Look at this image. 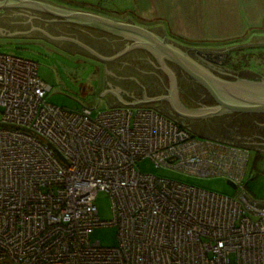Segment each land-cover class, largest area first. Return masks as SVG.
<instances>
[{
	"label": "built area",
	"instance_id": "built-area-1",
	"mask_svg": "<svg viewBox=\"0 0 264 264\" xmlns=\"http://www.w3.org/2000/svg\"><path fill=\"white\" fill-rule=\"evenodd\" d=\"M37 63L0 53V264H264V214L141 171L148 160L246 193L249 149L195 135L152 106L71 110ZM112 218L98 217V192ZM116 228V243L92 234Z\"/></svg>",
	"mask_w": 264,
	"mask_h": 264
},
{
	"label": "water",
	"instance_id": "water-1",
	"mask_svg": "<svg viewBox=\"0 0 264 264\" xmlns=\"http://www.w3.org/2000/svg\"><path fill=\"white\" fill-rule=\"evenodd\" d=\"M0 10H4L0 12V36L42 37L70 53L74 51L81 53L78 48L72 46L75 43L102 62H111L134 48H142L153 53L161 63V67L170 74L171 86L167 91L156 95V93H152L149 84V86H145L139 81L142 78H147L149 73L152 74L148 70H137L141 74L138 77L135 70H121L114 65L104 66V91L99 96L106 99L109 107L149 105L186 128L188 124L180 121L179 118L199 122L228 113L264 114V78L255 71L247 68L241 69L253 72L260 79L236 77V80H229L220 77L204 67L189 53L192 50L199 54L202 49L183 47L175 41L167 39L164 35H159L154 30L131 20H117L98 13L56 5L44 0H0ZM20 11L35 12L36 15L26 18ZM43 15H46L47 18H43ZM44 22L64 23L82 29H90L96 33V38L98 37V40L94 39L95 41L91 42L95 46L105 43L110 52L95 50L77 37L71 36L73 31L70 28L61 27L68 33L63 35L54 30L56 29L54 28L55 25L47 27ZM125 41H129L130 44L112 55L120 43ZM248 45H264V42L235 45L224 50ZM207 51L213 52L214 50ZM109 54L110 56H107ZM165 60L173 63L185 75L200 85L212 98L214 104L200 108L184 105L176 91L174 74L166 65ZM120 78L133 80L135 84H140L142 89L139 86L122 87L116 82ZM163 103L166 104L164 105L167 107V111L162 108ZM193 132L198 134L195 130ZM227 184L232 188L235 187L230 181H227ZM238 198L252 214H264V203H255L252 206V201H247L244 194L239 195Z\"/></svg>",
	"mask_w": 264,
	"mask_h": 264
},
{
	"label": "rangeland",
	"instance_id": "rangeland-1",
	"mask_svg": "<svg viewBox=\"0 0 264 264\" xmlns=\"http://www.w3.org/2000/svg\"><path fill=\"white\" fill-rule=\"evenodd\" d=\"M58 5H81L79 0H49ZM79 1V2H77ZM3 12V11H2ZM0 53H9L31 59L37 63L38 76L50 85L47 101L58 107L80 110L88 107L93 111L106 108V99L99 96L104 87L102 65L84 58L79 52L70 53L42 37L0 36ZM235 65L251 69L264 78V55L238 53ZM245 171L246 193L254 200L264 201V157L249 150ZM143 172L154 173L216 193L238 198V190L227 184L222 176L197 177L168 168H155L148 160L136 163ZM98 217L102 221L112 218L111 202L107 192L100 191L95 200ZM94 239L103 246L116 243V228L101 227L94 230Z\"/></svg>",
	"mask_w": 264,
	"mask_h": 264
},
{
	"label": "crops",
	"instance_id": "crops-1",
	"mask_svg": "<svg viewBox=\"0 0 264 264\" xmlns=\"http://www.w3.org/2000/svg\"><path fill=\"white\" fill-rule=\"evenodd\" d=\"M79 1L82 6H61L94 12L117 20H131L183 47L227 52L234 65L238 62L236 57L240 52L242 55H264V45L224 50L235 45L264 42V0ZM102 67L100 72L104 73V66ZM234 68L242 69L236 65ZM101 89L104 91V87ZM106 108H109L108 103Z\"/></svg>",
	"mask_w": 264,
	"mask_h": 264
},
{
	"label": "flooded vegetation",
	"instance_id": "flooded-vegetation-1",
	"mask_svg": "<svg viewBox=\"0 0 264 264\" xmlns=\"http://www.w3.org/2000/svg\"><path fill=\"white\" fill-rule=\"evenodd\" d=\"M21 13H23L22 15L26 18H29V16L36 15L35 12L28 11H23ZM42 17L47 18L46 15H43ZM45 24L47 27L55 25L54 28L56 29L54 30L58 33H62L63 35H67L68 33L62 30L61 27H65L67 29L70 28L73 31L70 34L71 36L73 35L74 37H77L82 42H84L95 50H102L105 53L110 52V50L106 47L108 45H106L105 43H103V45H101L100 43V46H95L94 43L91 42L98 40V37L96 38V33L90 29H82L64 23ZM127 44H130V42L125 41L120 43V45L116 48L115 52H113L112 55L125 48ZM72 46L78 48V50L81 51V53L79 54H81L84 58L98 62L102 66L110 67V65H114L120 68L121 70H135V74L138 77H140L141 74L137 70L141 69L148 70V72H152V74L149 73L150 75H148L147 78H142L139 81L145 86L149 84L150 86H148L151 88L152 93H156V95L165 93L167 89L171 86L170 74L167 73L161 67V63L158 61L157 57L147 50H144L142 48H134L132 50L127 51L124 55L112 60L111 62H102L95 58L92 54L88 53V51H86L82 47L76 45L75 43H73ZM189 53L194 59L204 65V67L208 68L216 75H219L220 77H223L225 79H260L258 75L254 74L251 71H244L238 68L235 69V65L231 62L232 60L228 58L226 52H209L202 50V52L198 54L197 52L190 50ZM107 56H110V54ZM165 63L174 74L177 89L176 91L184 105L190 107L196 106L200 108L203 106H211L214 104L212 98L200 85H198L187 75H185L173 63L167 60H165ZM116 82L122 87L128 88L139 86L141 88L140 84H135L133 80H130L128 78H120L117 79ZM164 104L165 103H163L162 108L167 111V107L165 106L166 104ZM179 120L186 122L188 124L187 128L192 131H197L198 134L201 136H205L207 138H212L230 144L244 146L249 150L253 151L255 154L264 157V114L228 113L210 117V119L199 122H193V120L183 118H179Z\"/></svg>",
	"mask_w": 264,
	"mask_h": 264
}]
</instances>
